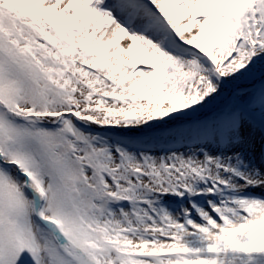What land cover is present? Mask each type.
Returning <instances> with one entry per match:
<instances>
[{
	"label": "snow or ice",
	"instance_id": "obj_1",
	"mask_svg": "<svg viewBox=\"0 0 264 264\" xmlns=\"http://www.w3.org/2000/svg\"><path fill=\"white\" fill-rule=\"evenodd\" d=\"M0 264H264V0H0Z\"/></svg>",
	"mask_w": 264,
	"mask_h": 264
}]
</instances>
